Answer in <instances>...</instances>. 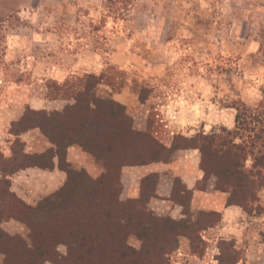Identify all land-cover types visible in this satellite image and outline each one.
I'll return each instance as SVG.
<instances>
[{
  "label": "rangeland",
  "instance_id": "374dc122",
  "mask_svg": "<svg viewBox=\"0 0 264 264\" xmlns=\"http://www.w3.org/2000/svg\"><path fill=\"white\" fill-rule=\"evenodd\" d=\"M89 74L102 78L99 98L124 105L138 131L149 128L169 147L173 142L182 147V139L221 127L231 129L234 102L253 106L262 99L264 0H0V192L6 190L5 172L42 161L9 163L12 149L35 154L46 148L40 134L21 133L11 118L54 109L63 91ZM140 95L147 98L144 103ZM38 114L31 115L39 120ZM74 146L79 150H73L72 158L87 168H73L99 178L101 164ZM190 155L201 161L199 150L177 148L167 162L156 163L178 164ZM133 167L122 170L120 199H139L157 216L184 220L194 228L178 238L170 264H264V190L248 213L227 205L228 194L216 189V177L202 179L196 187L207 189L213 179L216 192L206 199L207 208L193 212V197L182 192L185 185L177 176L169 202L157 194L149 197L148 182L149 188L145 182L133 197L131 177L124 172ZM168 169L164 172L171 176ZM181 203H191L190 208ZM34 207L16 206L15 218L1 224L13 237L1 240L11 258L28 257L25 245L32 247V236L44 242L45 230L51 229L36 222L48 216ZM55 232L53 227L50 237ZM129 244L141 247L134 236ZM51 252L52 258L64 256L67 248L53 246ZM42 260L38 264H52Z\"/></svg>",
  "mask_w": 264,
  "mask_h": 264
},
{
  "label": "trees",
  "instance_id": "16d2710c",
  "mask_svg": "<svg viewBox=\"0 0 264 264\" xmlns=\"http://www.w3.org/2000/svg\"><path fill=\"white\" fill-rule=\"evenodd\" d=\"M76 80L57 98L72 101L62 112L26 111L13 123L21 128V133L39 129L52 147L35 154L12 149V156L7 158L9 163L20 158L27 163L32 159L42 161L4 173L6 190L0 192V252L5 254L4 264H38L39 259L52 264H170L169 257L176 250L178 238L194 229L192 224L157 216L139 199L122 201L121 173L125 167L167 162L177 148L199 150L203 181L216 177V189L228 194L227 205L240 206L252 213V206L264 190V85L260 90L262 99L255 105L242 100L232 104L236 111L233 128L221 127L211 134L182 139L186 143L182 147L174 142L169 147L149 128L138 131L124 105L97 96L96 88L102 78L89 74ZM140 100L144 103L147 98L140 95ZM34 113H39V120L31 115ZM73 145L80 146L101 164L104 173L99 178L94 179L68 163L67 150ZM55 160L66 172L67 180L56 193L33 208L36 213L48 216L36 222L54 227L55 236L50 237L51 229H46L44 242L39 243L32 236V247L25 245L28 257L11 258L1 247V240L13 237L1 229V224L4 219L15 218V207L26 203L11 191L9 177L27 168L54 169ZM158 181L156 174L143 178L141 190L145 182L148 188L147 182L152 183L149 197H155ZM182 192L193 197V191L186 186ZM190 204L181 203L184 208H190ZM33 232L37 234L32 229ZM132 236L140 240L139 249L129 244ZM59 245L67 248V254L52 258L51 247Z\"/></svg>",
  "mask_w": 264,
  "mask_h": 264
},
{
  "label": "crops",
  "instance_id": "0c3cea01",
  "mask_svg": "<svg viewBox=\"0 0 264 264\" xmlns=\"http://www.w3.org/2000/svg\"><path fill=\"white\" fill-rule=\"evenodd\" d=\"M58 106L54 109L47 111L48 113L57 111L62 112L63 109L71 103L67 100L58 99L56 100ZM24 115H18V117L11 118L10 124L17 122ZM40 134L44 138V144L46 148L44 152L52 147V144L47 140V138L42 134L39 129H33L26 133H35ZM77 147H70L67 151V161L68 163L75 168H85L82 163L79 166L78 162L72 158V152ZM76 150H79L77 148ZM42 153V152H41ZM82 158H85V154H79ZM194 156V162L191 161ZM190 159L181 160L178 164L176 163H154L146 166L133 167L131 169H126L131 179L129 182V190L133 191V197H136L141 192V180L151 174H158L159 181L156 187V194L164 199L165 202H169V199L172 194L173 188V179L175 176L181 178L183 184L187 187L188 190L193 191V200H192V211L195 212L201 208H207L206 199L211 198L210 195H213L215 188V180L211 179L210 186L205 191H200L196 189L197 183L204 178V173L200 169V156L199 155H190ZM56 166L54 169H40V168H27L21 170L16 174L9 177L11 180V191L16 194V196L29 205L37 206L40 201L44 198L53 195L56 193L66 182L67 174L65 171L61 170L58 167V160H55ZM180 164V165H179ZM87 168V167H86ZM171 176H168L164 170H169ZM25 171L33 172L32 175H25ZM164 172V173H163ZM171 178V180L169 179ZM171 181V182H170ZM129 192V191H128ZM130 194V192H129ZM156 210V209H154ZM158 210V209H157ZM161 210V207H160Z\"/></svg>",
  "mask_w": 264,
  "mask_h": 264
}]
</instances>
